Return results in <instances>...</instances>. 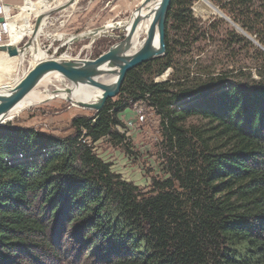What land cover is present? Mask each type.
I'll use <instances>...</instances> for the list:
<instances>
[{
    "label": "trees",
    "instance_id": "obj_1",
    "mask_svg": "<svg viewBox=\"0 0 264 264\" xmlns=\"http://www.w3.org/2000/svg\"><path fill=\"white\" fill-rule=\"evenodd\" d=\"M194 1L172 0L165 55L129 70L102 110L73 117L72 134L0 126V264H36L46 250L55 258L68 231L95 264H264V52L255 74L209 51L195 58L226 21L205 25ZM210 2L243 31L251 17L264 21V0ZM221 42L251 43L233 28ZM140 102L159 115L172 152L169 176L148 191L94 150L127 140L119 115Z\"/></svg>",
    "mask_w": 264,
    "mask_h": 264
},
{
    "label": "rangeland",
    "instance_id": "obj_2",
    "mask_svg": "<svg viewBox=\"0 0 264 264\" xmlns=\"http://www.w3.org/2000/svg\"><path fill=\"white\" fill-rule=\"evenodd\" d=\"M53 1V0H52ZM64 2L65 0H60ZM207 1L210 0H195L192 5V10L195 17L200 18L205 25L210 22L223 18L225 22L219 23L218 31H214L215 40L209 42H202L196 44L192 55L195 58L205 57V53L209 51V55L214 60L229 68H236L255 74V70L260 66L261 54L264 52V45L261 40L264 41V24L260 19L251 17L250 26H253V30L250 32L240 30L237 24H233L227 17H221ZM140 0H78L77 4L72 9H66L61 12H54L50 18L53 20V26L45 27L41 32V35L37 38V44L41 49L47 51L48 55L60 56L66 50V54L72 58L79 59H94L99 56L103 51H106L112 44L119 41V39L111 37H100L91 44V39H81L73 44L60 48L56 53L54 50L58 47L66 38L73 34L82 33L90 29L102 26L113 21H118L130 17L131 13L137 9ZM258 9L262 12L264 17V3L257 2ZM56 8V7H55ZM50 11L43 14L48 16ZM35 20V17H33ZM34 24V21H33ZM240 27V26H239ZM232 28L242 35H244L251 43L237 44L233 46V50H225L224 43L221 42L222 37L225 35L226 29ZM241 28V27H240ZM115 34L121 35L123 32L119 30L114 31ZM60 34H65L59 40L53 41V37ZM49 35V36H48ZM31 38L28 35L23 38L17 45L23 44ZM17 42V41H16ZM36 42V41H35ZM12 43V41H11ZM225 50V51H224ZM229 54V55H228ZM234 54V57L232 55ZM7 58V57H5ZM17 63L15 68L9 71L3 72L0 70V86L9 84L17 78H21L25 72H27L36 61L33 60V56L29 53L24 58L21 65H18L20 57H15ZM8 59V58H7ZM11 63L14 59H10ZM193 60V59H192ZM208 62V60H205ZM169 70L163 75L157 76L156 80H164L169 74ZM67 81H61L60 79L51 77L43 80L41 84L35 88L43 94L46 93H63L57 91V89L66 87ZM81 87V86H80ZM56 90V92H55ZM79 90V88H78ZM70 96L69 94H67ZM117 99V96L112 98ZM95 111L92 109L83 110L74 105V102L54 96L53 98L43 100L40 103L28 107L14 117L7 123H11L14 126L22 128H34L44 133H50L61 137L68 136L73 133L71 128V121L73 117L77 115H91ZM122 123L125 127H120V132H124L127 140L121 145H114L104 138L95 144V152L102 158V160L108 162L111 165V170L119 174L122 179L133 182L142 191H148L152 188V183L157 179H164L169 176V158L172 156V152L169 151L162 135V128L160 124V117L155 110L148 106L144 102L131 104L126 110L119 115ZM190 123H198L197 120L191 119ZM5 125V124H4ZM64 232V229L62 230ZM70 234L68 231L64 236V242L59 251V255L52 258V254L49 251L41 253L43 258L35 259L36 264H95L96 259L90 256L86 257L84 254L87 252L85 248L86 243L72 247L68 243L71 240L67 236ZM67 242V243H66ZM96 245L95 243L93 244ZM39 249H36L37 254ZM100 251L93 250L94 254H98ZM86 257V258H84ZM26 256H22L21 259L25 260ZM32 259V257H31ZM34 259H32L33 261Z\"/></svg>",
    "mask_w": 264,
    "mask_h": 264
},
{
    "label": "water",
    "instance_id": "obj_3",
    "mask_svg": "<svg viewBox=\"0 0 264 264\" xmlns=\"http://www.w3.org/2000/svg\"><path fill=\"white\" fill-rule=\"evenodd\" d=\"M151 1L156 0H142L137 9L131 13L130 17L113 21L111 25L104 24L88 31L71 35L54 50V53H56L60 48L64 46L69 47L70 44L81 39H91V44L100 37L119 39V41L112 44L96 58H64V56L67 55V50L58 57L55 56V54L48 55L47 51L49 49H47L45 50L47 57L37 60L35 65L25 72L13 85L0 86V126L10 121L11 119L8 118L9 113L17 109L27 95L41 84L43 78L47 76L51 77L52 74L58 75L61 81L68 82V84H66V91L68 94H72L74 92V87L79 85L101 89L103 92L99 101L92 102L93 98L88 97L87 101H81L79 105L84 108L92 109L95 112L102 110L108 99L114 98L119 94L129 70L151 61L154 58L165 55L166 20L172 0H160L158 2L157 7H154L156 11L151 25L147 30L144 44L138 49L133 46V40L145 16L143 13L137 15L136 12H141ZM77 2L78 0H68L61 6L49 10L50 13L48 16H43L44 13L38 14L35 17L30 39L23 42L21 45L12 44L11 42L2 44L0 45V51L5 52L10 58H25L27 53L30 52V47L37 42V38L41 35L47 23L46 21L50 19L51 14L69 9L77 4ZM207 2L220 13L221 17H227L218 7L213 5L210 1ZM154 9L151 8V11H154ZM228 19L231 21L230 18ZM2 21L3 17H0V22ZM129 22L130 27L128 28ZM232 23L235 24L234 22ZM237 27L242 30L239 26ZM115 30H119L123 32V34H115ZM109 72L117 74V78L113 83H105L100 80L99 77L101 75Z\"/></svg>",
    "mask_w": 264,
    "mask_h": 264
},
{
    "label": "bare ground",
    "instance_id": "obj_4",
    "mask_svg": "<svg viewBox=\"0 0 264 264\" xmlns=\"http://www.w3.org/2000/svg\"><path fill=\"white\" fill-rule=\"evenodd\" d=\"M26 1H27L28 7L29 8H33V5L35 3H37V2H40V4H47V3H50L51 0H26ZM159 1L160 0L151 1L146 7H144V9L141 12H136L137 15H140L142 13L145 14L144 20H143L139 30L137 31L134 40H133V46L136 49L140 48L144 44V41H145L146 35H147V30H148L149 26L151 25V22L153 20V17H154L155 11H156V8L154 9V7L155 6L157 7ZM141 2H142V0H140L139 4ZM61 5H59V6H61ZM74 6L75 5H73L72 8ZM56 7H58V6H56ZM9 8H12V7L9 5ZM151 8H153L154 11H151ZM112 23L113 22H111V23L109 22L108 25H111ZM14 25L15 24L12 23V29H14V27H15ZM20 27H21V25H20ZM129 27H130V22L128 23V28ZM17 33H15V31L12 30V33H11V41L12 42H16L17 41V36H18ZM57 37L60 39V38L63 37V35L60 34ZM156 41H157V38H156ZM12 44H16V43H12ZM4 53L2 51H0V69L3 70V72H6V71H9L12 68H15L17 63H15V59L11 63L10 59H7V58H5L6 56H3ZM33 55H34V60H39V59H43V58L47 57L46 52L43 49H40V47L38 48V50L36 49L34 51ZM69 57H70L69 55H65L64 56V58H69ZM12 58H15V57H12ZM23 61H24V57H22L19 60L20 63H18V65H21L23 63ZM49 77L50 76H47V77L43 78L41 81H43V80H45V79H47ZM54 77L60 79V77L58 75H56V74L54 75ZM99 78H100V80H102L105 83H113L116 80V78H117V74L114 73V72L104 73ZM7 85H11V83L10 84H4L2 86H7ZM80 86L81 85H79L77 87H74V92L72 94H69L70 96L67 95L68 94L67 91H66V87L67 86L65 88H62V90H60V88L57 89L58 92L62 91L63 93H46V94H43L40 91H37V90L33 89L27 95V97L19 104L17 109H15L12 113H9L8 118L11 119L12 117H14L16 114H18L22 110H24V109H26L28 107H31V106L35 105L36 103H40L43 100L53 98L54 96L55 97L59 96V97H62V98H66V99L72 101V103L74 102V105L76 107H79V108H81L83 110H89L88 108H84L83 106H80L79 102L84 101V100L87 101L88 97H92L93 98L92 102H97V101L100 100L103 91L101 89H97V88H94V87H91V86H86V87L85 86H81L80 87ZM78 88H79V90H78Z\"/></svg>",
    "mask_w": 264,
    "mask_h": 264
},
{
    "label": "crops",
    "instance_id": "obj_5",
    "mask_svg": "<svg viewBox=\"0 0 264 264\" xmlns=\"http://www.w3.org/2000/svg\"><path fill=\"white\" fill-rule=\"evenodd\" d=\"M65 1H67V0H65ZM6 2L13 8V12L16 14V16L14 18L16 20V23L18 22L19 24L18 23L17 24L21 25V29H20L21 31L18 29H17V31H15V33L18 32L17 33L18 34L17 42H12V43H16V44L19 43L24 37L31 34L32 29H33V25H34L33 21H35V20H33L34 19L33 17H36L40 13H46L49 10L55 8L56 6H59V5L64 3V2H61L60 0H53V1L51 0L50 3H47V4H40V2H37L33 5V8H29L26 0H6ZM70 9H72V7ZM46 22L47 23L44 26V28L49 27V26H53V20H51V18L48 19ZM62 35H65V34H62ZM56 39H59V38L53 37V41H55ZM38 48H39V45L37 44V42L34 43L30 48V54L33 56V60H34V55H33L34 51L36 49L38 50ZM3 56H6L8 59H15V62L17 60L16 58H9L6 53H4ZM34 61H37V60H34ZM19 79L20 78L15 79L13 82H11V85H13ZM7 86H10V85H7Z\"/></svg>",
    "mask_w": 264,
    "mask_h": 264
},
{
    "label": "built area",
    "instance_id": "obj_6",
    "mask_svg": "<svg viewBox=\"0 0 264 264\" xmlns=\"http://www.w3.org/2000/svg\"><path fill=\"white\" fill-rule=\"evenodd\" d=\"M15 16L13 8H9L6 0H0V17H3V21L0 22V45L11 42L12 30H20L21 27L16 23ZM12 23L15 24L14 29Z\"/></svg>",
    "mask_w": 264,
    "mask_h": 264
}]
</instances>
